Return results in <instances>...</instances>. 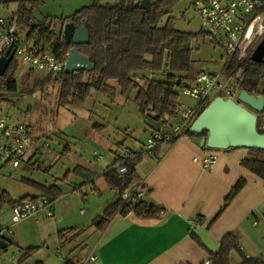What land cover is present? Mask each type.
<instances>
[{
    "label": "crops",
    "instance_id": "obj_1",
    "mask_svg": "<svg viewBox=\"0 0 264 264\" xmlns=\"http://www.w3.org/2000/svg\"><path fill=\"white\" fill-rule=\"evenodd\" d=\"M75 1L78 0H73V4ZM100 1L113 4L120 0ZM172 8L163 17L164 21L173 17ZM76 10L78 8L74 12ZM74 12L55 17H66ZM20 30L25 33L23 36L32 40L27 31L22 27ZM111 82L115 81L109 82L115 88V94L120 93L117 84ZM175 117L168 119L164 126L151 124L149 120L148 135L155 128L173 124ZM127 149L141 153L131 182L147 187L144 202L158 210L156 215L140 217L133 213H115L99 231L92 224L90 209L83 207L85 200L77 186L73 192L64 193L51 202L52 216L41 212L12 224L9 205L1 204L0 220L7 228V236L14 242L12 246L18 250L38 247L37 254L45 253L48 257V260L40 261L42 264H52L49 259L57 264H65L68 260L78 264L90 255L95 257L93 264H203L210 261L211 254L218 250L221 239L233 232L237 236L239 250L230 252L229 264H240L243 257L264 261V178L242 163L243 159L255 156L249 148L217 150V160L210 169H204L201 163L210 149L200 147L199 138L188 134L172 144H159L151 151L145 150L144 143L142 147ZM37 153L38 149H33L32 145L28 163ZM112 162L98 169L91 165L88 168L79 166L91 172V176L86 175L83 180H90L88 183L93 192L101 194L107 188L111 189L101 174ZM239 179L244 181L242 188L214 219L226 195ZM100 180H103L104 188L98 186ZM26 195H40V192L37 190ZM76 203L82 206L78 211L75 210ZM105 203L104 209L112 202ZM102 214L100 211L98 216ZM71 228L76 230L65 232ZM61 231L62 241L58 238ZM81 231L92 234L91 242L75 244ZM7 247L8 244L4 249Z\"/></svg>",
    "mask_w": 264,
    "mask_h": 264
},
{
    "label": "trees",
    "instance_id": "obj_2",
    "mask_svg": "<svg viewBox=\"0 0 264 264\" xmlns=\"http://www.w3.org/2000/svg\"><path fill=\"white\" fill-rule=\"evenodd\" d=\"M41 1L20 2L16 14L22 29L28 32L29 37L39 30L45 32L49 36L48 43L34 40L50 48L58 57H62L66 52L75 48L79 53L87 56L94 65L92 71L79 70L67 73L63 70L58 73L62 96L77 95L80 103H83L91 89L114 96L115 88L109 82L115 81L124 98H128L130 92L136 90L134 102L139 111L150 118L151 124H163L164 126L168 119L176 116L180 95L176 89L178 87L176 81L186 77L191 71L190 40L195 36L193 33L175 28L173 17H168L166 21L163 20L177 0L150 1L146 10L138 7V0H120L113 4L94 0L90 5L81 7L69 16H43L35 21L31 9ZM2 2L6 3L7 0H0V3ZM54 22L61 23V32L58 35L50 30ZM67 22L77 25L87 23L89 42L84 45L66 44L63 39V27ZM16 66V61L12 59L4 74L0 76V83L5 82L9 90H15V80L12 75ZM223 69L228 72L235 71V78L240 89L255 96H264V66L262 63L255 62L250 57L242 62L232 59L224 64ZM85 77L91 79L85 80ZM137 79L146 81V86L140 85ZM46 81H49V76ZM205 106L206 104H200L199 111ZM257 127L259 132H264V110L258 117ZM186 134L200 139L206 135V131L192 133L188 129ZM117 147L119 150L122 149V143H118ZM249 150L255 156L243 159L242 163L264 178V149L249 148ZM140 157L141 153L129 149H127L126 157H119L118 151L114 152L113 162L101 176L107 186L115 191L117 198L95 220L93 224L95 229L101 231L115 213L121 215L133 213L140 217H150L158 213L153 205L144 201L137 205L122 206L120 200L123 187L130 183L135 175V167ZM120 166L127 168L126 174H118ZM80 170L88 172L91 176V172L82 167L76 168L75 172L80 173ZM21 180L37 189L40 195H24L13 200L8 193L3 191L0 193V205L6 203L13 206L26 199L36 201L40 196L53 202L62 196L61 190L56 185L47 187L27 178ZM93 181L94 179H91V182ZM86 182L90 180L82 182L80 186ZM243 184L244 181L239 179L232 186L214 219L239 192ZM75 230L71 228L65 232L70 233ZM62 235V231L58 233L61 241L63 240ZM3 239L8 245L14 244L8 236ZM37 250L38 247L27 248L20 259L28 258ZM232 250H239V244L236 234L229 232L221 239L218 250L211 254L210 264H229ZM65 264L73 263L68 260ZM240 264H264V261L261 258L243 257Z\"/></svg>",
    "mask_w": 264,
    "mask_h": 264
},
{
    "label": "rangeland",
    "instance_id": "obj_3",
    "mask_svg": "<svg viewBox=\"0 0 264 264\" xmlns=\"http://www.w3.org/2000/svg\"><path fill=\"white\" fill-rule=\"evenodd\" d=\"M93 1L78 0L73 4V0H42L32 7L31 12L38 21L43 16L55 17L62 13H72L76 8ZM19 6V0L0 3V16L17 13ZM172 7L174 27L195 34L190 40L192 64L188 77H193L198 72L221 70L227 56L202 30L201 21L188 0H177ZM50 30L56 35L60 34L61 23L54 22ZM32 37L40 42H49V36L40 30ZM47 76L49 81H46ZM12 77L15 80V90H9L5 82L0 83V116L11 123L27 125L34 137L33 149L37 148L38 153L30 163L24 159L25 164L19 168L0 163V193H8L13 200L36 193L37 189L25 184L22 178L47 187L57 185L62 194L71 193L78 186L85 200L83 207L85 210L90 209L94 224L99 212L104 210L107 204L105 202L116 200V193L108 188L101 194L93 192L88 182L80 186L88 172L80 170L77 173L75 169L79 166L88 168L91 165L96 169L107 166L113 161L114 152L119 150L118 143H122V148H139L143 143L146 144L149 136L147 122L150 118L141 113L134 102L136 90L131 91L128 98H124L119 92L109 96L91 89L83 103H80L77 95H61L58 74L33 71L23 65L16 66ZM88 79L91 78L85 77V80ZM137 81L146 86V81ZM111 83L116 85V82ZM176 89L181 101L195 103L182 95L179 87ZM94 153L101 155L99 160L95 159ZM98 186L104 188L103 180H100ZM4 206L7 207V204ZM81 207L76 203L75 210L78 211ZM77 236L75 244L91 242L89 240L93 237L87 231H81ZM26 249L18 250L8 245L0 264H40L43 259L48 260L45 253L37 254L38 250L21 260ZM49 261L57 264L50 259Z\"/></svg>",
    "mask_w": 264,
    "mask_h": 264
},
{
    "label": "built area",
    "instance_id": "obj_4",
    "mask_svg": "<svg viewBox=\"0 0 264 264\" xmlns=\"http://www.w3.org/2000/svg\"><path fill=\"white\" fill-rule=\"evenodd\" d=\"M188 2L199 17L202 30L224 51L227 56L225 63L232 59L237 62L244 61L251 56L264 37V0H188ZM12 50L17 67L26 65L30 70L48 74L62 72L70 54L68 51L62 57H58L50 48L23 36L17 14L9 17L0 16V58L8 56ZM178 87L182 95L191 98L196 104L190 105L179 101L175 122L163 130L151 131L146 140V151H151L162 143L172 144L183 137L201 111H199L200 104L207 105L215 96L238 102L240 91L235 71L228 72L223 68L219 71L199 72L193 77L186 76L179 80ZM33 141L34 137L27 125L11 123L4 116H0L1 165L8 164L11 168L21 167L25 164L24 159L28 161V153ZM217 150L219 149H210L201 159L204 169H210L215 164ZM126 155L127 149L122 148L118 151L119 157ZM94 157L99 160L101 155L94 153ZM193 160L197 161V158ZM126 173L125 166L118 168L119 175ZM147 193L145 185L128 183L120 194L122 206L137 205L145 200ZM8 208L12 224L41 212H45L48 216L53 215L51 202L43 196L36 201L23 200L13 206L9 205ZM5 236H7V228L0 220V240L4 241ZM4 251V247L0 246V258ZM94 260L95 257L90 255L78 264H93ZM210 263L206 261L203 264Z\"/></svg>",
    "mask_w": 264,
    "mask_h": 264
},
{
    "label": "water",
    "instance_id": "obj_5",
    "mask_svg": "<svg viewBox=\"0 0 264 264\" xmlns=\"http://www.w3.org/2000/svg\"><path fill=\"white\" fill-rule=\"evenodd\" d=\"M150 0H138L140 9H148ZM63 39L68 45H84L89 42V27L67 22L63 27ZM14 56V50L8 56L0 58V76H2ZM250 58L264 66V37L252 52ZM93 63L89 58L72 48L66 60L64 71L67 73L79 70L92 71ZM179 80L176 81V85ZM238 102L224 99L221 96L213 97L199 112L189 126L192 133L206 131L200 137L199 146L210 149L228 148H258L264 149V132H259L258 117L264 110V96H255L240 89ZM6 242L0 240V246Z\"/></svg>",
    "mask_w": 264,
    "mask_h": 264
}]
</instances>
